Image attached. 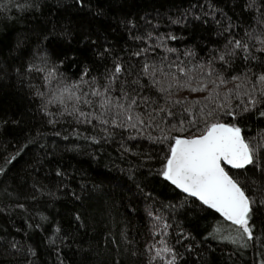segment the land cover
Returning a JSON list of instances; mask_svg holds the SVG:
<instances>
[{
  "label": "snow or ice",
  "instance_id": "6c2138e0",
  "mask_svg": "<svg viewBox=\"0 0 264 264\" xmlns=\"http://www.w3.org/2000/svg\"><path fill=\"white\" fill-rule=\"evenodd\" d=\"M55 2L59 5L62 0ZM75 4L83 8L88 6V0H75ZM238 6L253 24L245 27L237 23L216 8L212 0H197L191 6L189 11L195 19L212 21L219 38L203 56L192 49L169 46L167 42L178 37L159 32V24L146 20L150 27L140 33L136 21L129 20V37L138 42L135 50L125 49L124 55H113L107 47L98 50L95 55L100 60L110 58L112 67H105L103 73L96 75L84 66L75 78L62 70L63 59L53 61L47 54L46 43L57 34L58 27L49 10L39 31L29 29L17 39L15 51L19 55L15 59L29 58L14 70L18 78H27L47 124L53 128L67 123L72 134L80 137L83 130V138L93 144L118 143L121 155L133 151L136 145L129 146V142L143 138L160 145V168L155 174L185 194V203L198 201L201 209L219 214L220 219L206 229V238L228 242L238 249H252V264H264V258H256L264 257V0H239ZM12 9L43 15L41 0H0V10ZM25 18L18 15L13 22ZM29 36L35 37V51H25ZM133 58H138L136 63ZM5 75L7 69L0 62V79ZM34 79L41 84L33 83ZM6 123L7 120L0 121V128ZM253 125L258 129L255 133ZM33 142L29 139L22 143L0 164V216L24 214L31 220L29 208L44 194V186L35 181L29 185L8 179L12 171L9 165L23 159L25 149ZM56 175L64 173L57 170ZM129 178L134 179L131 171ZM136 187L145 198L155 199L138 183ZM47 195L55 197L51 191ZM171 207L174 206L162 205ZM158 213L151 208L147 212L151 218L150 237L166 235L172 227ZM35 215L42 222L48 220L42 213ZM76 219H80L79 214ZM29 227L39 229L41 224L30 223ZM61 231L57 224L48 237L57 252V239L61 244L69 239ZM184 236L181 229L176 243ZM187 236L191 237V233ZM122 239L128 245L135 244L126 234H122ZM0 242L21 257L18 264H35L30 257L37 253L30 244L4 237H0ZM158 243L160 247L150 240L142 253L137 248L131 254L147 256L146 264H179L183 256L175 245L166 239ZM192 250L191 244L186 246V251Z\"/></svg>",
  "mask_w": 264,
  "mask_h": 264
},
{
  "label": "trees",
  "instance_id": "16d2710c",
  "mask_svg": "<svg viewBox=\"0 0 264 264\" xmlns=\"http://www.w3.org/2000/svg\"><path fill=\"white\" fill-rule=\"evenodd\" d=\"M196 2L88 0V6L80 8L75 0H62L59 5L55 0H41L43 15L21 13L18 9L0 10V62L7 69V75L0 79V121L7 120L0 128V164L4 157L31 139L34 142L25 149L23 159L18 158V163L9 165L12 171L8 179L17 184L31 185L35 181L44 186L39 202L29 208L31 220L24 214L0 216V237L30 244L37 253L30 257L35 264H61V261L63 264H146L147 256H133L132 251L138 248L142 253L145 243L150 240L160 247L158 241L161 239L175 245L182 254L179 264H252V249H238L228 242L206 238L208 226L215 219H220L217 214L198 207V201L185 203L183 193L155 174L160 168V145L143 138L129 142V146L136 145L133 151L121 155L118 143L93 144L83 138L86 135L83 130L80 137L72 134L67 123L53 128L47 124V117L40 110L39 99L29 89L27 78H18L14 70L29 58L15 59L19 55L15 51L17 39L23 38L22 33L27 34L29 29L39 31L48 18L49 10L58 27L57 34L46 43L47 54L53 61L63 59L62 70L72 78L84 66L96 75L103 73L105 67H112L110 58L106 56L100 60L95 55L98 50L107 47L113 55H124L125 49L129 52L135 50L138 42L129 37V20L136 21L140 33L150 27L145 24L146 20L159 24V32H171L178 37L175 41L169 40V46L192 49L203 56L219 38L211 20L204 23L189 11ZM212 2L237 23L245 27L253 24L238 6L239 0ZM185 13H188L186 19ZM18 15L26 18L14 23ZM177 19L184 22L171 23ZM64 30L67 35L60 34ZM35 49V37L29 36L25 51ZM137 59L133 58L132 62L136 63ZM33 83L40 85L41 81L34 79ZM257 130L253 125V132ZM56 131L61 134L57 136ZM57 170L64 175L57 176ZM129 171L134 179L129 178ZM137 183L144 192H151L155 199L145 198L136 187ZM48 191L55 193V197L47 195ZM169 204L174 207L162 208V205ZM150 208L153 212L159 210L158 214L172 225L166 235L150 237L151 218L147 215ZM36 212L47 216L48 220L40 221ZM77 214L79 220L76 219ZM261 220H264V215ZM30 223H40L41 228L29 227ZM57 224L62 230L61 235L66 233L69 237L64 244L57 239L59 252L48 243V237L53 235ZM181 229L185 236L177 244V234ZM122 234L134 240L135 244L124 243ZM189 244L192 251H186ZM20 259L14 250L0 242V264H18Z\"/></svg>",
  "mask_w": 264,
  "mask_h": 264
},
{
  "label": "water",
  "instance_id": "95a60500",
  "mask_svg": "<svg viewBox=\"0 0 264 264\" xmlns=\"http://www.w3.org/2000/svg\"><path fill=\"white\" fill-rule=\"evenodd\" d=\"M179 191V190H178ZM185 195V194H184ZM211 211H213V210H211ZM218 216H219V214H217Z\"/></svg>",
  "mask_w": 264,
  "mask_h": 264
}]
</instances>
